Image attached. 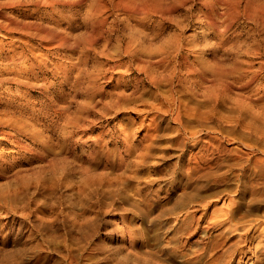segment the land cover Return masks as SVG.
I'll list each match as a JSON object with an SVG mask.
<instances>
[{
  "label": "rangeland",
  "instance_id": "rangeland-1",
  "mask_svg": "<svg viewBox=\"0 0 264 264\" xmlns=\"http://www.w3.org/2000/svg\"><path fill=\"white\" fill-rule=\"evenodd\" d=\"M60 2L0 84V264H264V0Z\"/></svg>",
  "mask_w": 264,
  "mask_h": 264
},
{
  "label": "bare ground",
  "instance_id": "bare-ground-1",
  "mask_svg": "<svg viewBox=\"0 0 264 264\" xmlns=\"http://www.w3.org/2000/svg\"><path fill=\"white\" fill-rule=\"evenodd\" d=\"M98 1V0H97ZM71 2V1H70ZM74 2V1H73ZM135 2V0H134ZM61 3L60 0H26L24 3L20 0H2L0 1V34L4 33V35L9 36L10 39L8 42H6L11 48H7L4 43L2 44V41H0V84L8 80L9 75L12 74V78L20 77L27 75L32 70V65H24L16 62V59H18L19 56H22V51L24 47H33L34 41L33 39L38 38L43 43V47L45 48H51L50 42L52 40H57L55 42L56 47H61L62 45L68 46V43H70L67 38H64L65 36H60L57 32V30H54L51 26L46 25L47 23H43L42 19H46L47 21H55L56 18H50L46 16H37L39 18L37 19H31L30 17L34 15L35 11H39L40 7L42 9L48 8V10H44V12H55L56 7L58 4ZM72 3V2H71ZM118 3V2H117ZM138 3V2H137ZM160 3V2H159ZM253 4V3H252ZM261 4V3H260ZM27 5H30L27 7ZM113 5V4H112ZM129 5V4H128ZM149 5V4H148ZM226 5V4H225ZM103 6V5H102ZM158 6V5H157ZM238 6V5H237ZM254 6V4H253ZM257 6V5H256ZM138 7V6H137ZM150 7V6H149ZM262 9L257 12V9H253L251 11L254 12V16L257 17L254 21L256 22V30H261V35L255 37L251 42H247L245 46L242 49V54L246 57H250L251 55L254 58H260V61L264 63V7L259 6ZM104 8V7H102ZM135 8V7H134ZM154 8V7H153ZM158 9V7H157ZM260 9V8H259ZM100 10V9H98ZM149 10V9H148ZM226 10V9H225ZM248 9H246L247 11ZM250 10V7H249ZM41 11V10H40ZM43 11V10H42ZM153 12V11H152ZM161 12V11H159ZM127 13V12H126ZM244 13V12H243ZM247 13V12H246ZM44 14V13H43ZM132 15V14H131ZM134 15V14H133ZM251 16V14H249ZM212 16V15H210ZM100 17V16H98ZM253 17V16H252ZM97 18V17H96ZM215 18V17H214ZM232 18V17H231ZM83 19V17H82ZM251 19V18H250ZM45 20V21H46ZM96 20V19H94ZM93 20V21H94ZM103 20V19H102ZM213 22L214 25H217L214 20H210ZM228 21V20H227ZM90 22V21H89ZM51 23V22H50ZM49 23V24H50ZM56 23V22H55ZM86 23V22H84ZM88 23V22H87ZM208 23V22H207ZM222 23V22H221ZM252 23V22H251ZM90 24V23H88ZM92 24V23H91ZM56 25V24H55ZM100 25V24H99ZM58 26V24H57ZM91 27V26H90ZM59 28V27H58ZM95 28V27H94ZM91 29V28H90ZM98 29V28H97ZM100 29V27H99ZM257 30V31H258ZM92 31V30H91ZM98 32V31H97ZM96 32V33H97ZM104 33V32H103ZM260 33V32H259ZM107 35V34H106ZM256 35V34H255ZM254 35V36H255ZM258 35V34H257ZM21 36H27L28 40L27 42H22L19 40ZM88 36V35H87ZM104 37H106L104 35ZM251 37V36H250ZM88 40V39H87ZM85 40V41H87ZM16 41L18 43H16ZM94 41V40H93ZM92 41V42H93ZM52 43V42H51ZM40 44V43H39ZM74 45V43H72ZM91 44V43H90ZM70 45V44H69ZM42 47V46H41ZM133 47V46H132ZM176 48V47H175ZM32 51V48H29ZM26 50V49H25ZM138 50V49H137ZM241 50V49H240ZM138 52V51H137ZM240 52V53H241ZM134 53V52H133ZM130 54V53H129ZM135 54V53H134ZM27 55V54H26ZM25 56V55H24ZM39 56V55H37ZM240 56V55H239ZM243 56V58H244ZM251 56V57H252ZM245 57V58H246ZM163 58V57H162ZM166 58V57H165ZM161 59V58H160ZM24 61V60H21ZM28 61V60H27ZM187 61V60H186ZM164 62V61H163ZM185 62V61H184ZM242 62V60H240ZM246 62V61H245ZM258 62V61H256ZM25 63V61H24ZM36 63V62H35ZM244 63V62H243ZM247 63V62H246ZM164 64V63H163ZM191 64V63H190ZM240 64V63H239ZM242 64V63H241ZM253 64V63H251ZM243 65V64H242ZM247 65V64H246ZM40 66V65H39ZM245 66V65H244ZM248 66V65H247ZM145 67V66H144ZM148 67V65H147ZM146 67V68H147ZM167 67V66H166ZM225 67V66H223ZM145 68V70H146ZM150 68V67H149ZM147 68V69H149ZM239 68V67H238ZM249 68V67H248ZM263 68V67H262ZM71 69V68H70ZM218 69V68H217ZM229 69V68H228ZM261 69V68H260ZM98 71V70H97ZM96 71V74H97ZM148 71V70H147ZM233 71V70H232ZM243 71V70H242ZM247 71V70H246ZM255 71V70H254ZM94 72V71H93ZM92 72V73H93ZM156 72V71H155ZM187 72V71H186ZM198 72V71H197ZM218 72V71H217ZM237 72V71H236ZM244 72V71H243ZM250 72V70H249ZM253 72V71H252ZM91 73V74H92ZM177 73V72H176ZM181 73V72H180ZM194 73V72H193ZM196 73V72H195ZM199 73V72H198ZM254 73V72H253ZM249 74V73H247ZM246 74V75H247ZM256 74V73H255ZM254 74V75H255ZM44 75V74H43ZM94 75V74H93ZM177 75V74H176ZM29 76V75H28ZM27 76V77H28ZM68 76V75H67ZM97 76V75H96ZM94 76V77H96ZM179 76V75H178ZM200 76V75H199ZM219 76V75H218ZM217 76V77H218ZM94 77H92L94 79ZM253 77V76H252ZM23 78V77H22ZM26 78V77H25ZM174 78V77H173ZM219 78V77H218ZM246 78V77H245ZM258 78V77H257ZM10 79V78H9ZM91 79V78H90ZM97 79V78H96ZM239 79V78H238ZM244 79V78H243ZM242 79V80H243ZM12 80V79H11ZM10 80V81H11ZM219 80V79H218ZM241 80V79H240ZM255 80V79H254ZM21 81V80H20ZM235 81V80H234ZM238 81V80H237ZM260 81V80H259ZM95 82V81H94ZM219 82V81H218ZM222 82V81H221ZM223 82H227L224 80ZM262 82V81H261ZM173 83V82H172ZM239 83V82H238ZM260 83V82H259ZM221 84V83H220ZM92 85V84H91ZM172 85V84H171ZM223 85V84H222ZM226 86V85H224ZM257 86V84H256ZM262 86V85H261ZM252 87V86H251ZM89 88V87H88ZM256 88V87H255ZM94 89V88H93ZM190 89V88H189ZM224 89V88H223ZM257 89V88H256ZM259 89V88H258ZM262 89V88H261ZM260 89V90H261ZM92 90V89H91ZM95 90V89H94ZM263 90V89H262ZM89 91V89H88ZM227 91V89H226ZM94 92V91H93ZM229 92V91H228ZM250 93V92H249ZM93 94V93H92ZM219 94V93H218ZM245 94V93H244ZM257 93L253 94L256 95ZM116 95V94H115ZM249 95V94H248ZM252 95V94H251ZM250 95V96H251ZM114 98V97H113ZM119 101V100H118ZM256 101V100H254ZM259 101V100H257ZM260 102V101H259ZM258 103V102H257ZM262 103V102H260ZM263 104V103H262ZM264 108L263 106H261Z\"/></svg>",
  "mask_w": 264,
  "mask_h": 264
}]
</instances>
